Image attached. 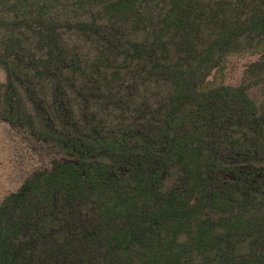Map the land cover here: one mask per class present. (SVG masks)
Segmentation results:
<instances>
[{
  "label": "trees",
  "instance_id": "obj_1",
  "mask_svg": "<svg viewBox=\"0 0 264 264\" xmlns=\"http://www.w3.org/2000/svg\"><path fill=\"white\" fill-rule=\"evenodd\" d=\"M0 69V264H264V0H0Z\"/></svg>",
  "mask_w": 264,
  "mask_h": 264
},
{
  "label": "rangeland",
  "instance_id": "obj_2",
  "mask_svg": "<svg viewBox=\"0 0 264 264\" xmlns=\"http://www.w3.org/2000/svg\"><path fill=\"white\" fill-rule=\"evenodd\" d=\"M260 54L234 55L226 60L223 80L227 85L237 86L246 68L256 62ZM219 80V79H217ZM5 83L0 69V85ZM263 90H254L251 96L260 100ZM54 151L50 146L37 143L12 130L0 120V204L15 193L32 174L48 169Z\"/></svg>",
  "mask_w": 264,
  "mask_h": 264
}]
</instances>
